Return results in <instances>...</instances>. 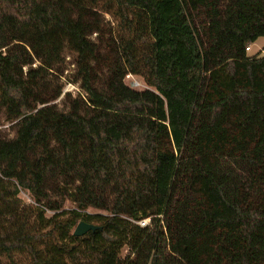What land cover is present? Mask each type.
Wrapping results in <instances>:
<instances>
[{
  "label": "trees",
  "instance_id": "trees-1",
  "mask_svg": "<svg viewBox=\"0 0 264 264\" xmlns=\"http://www.w3.org/2000/svg\"><path fill=\"white\" fill-rule=\"evenodd\" d=\"M112 1L103 58L82 0H0V264H264V0ZM66 51L86 97L59 110Z\"/></svg>",
  "mask_w": 264,
  "mask_h": 264
},
{
  "label": "rangeland",
  "instance_id": "rangeland-1",
  "mask_svg": "<svg viewBox=\"0 0 264 264\" xmlns=\"http://www.w3.org/2000/svg\"><path fill=\"white\" fill-rule=\"evenodd\" d=\"M88 9L93 10V17L96 19V23L98 26V30L91 33L88 37L96 46V50L100 53L103 58L108 57L111 54V49L117 48L119 37L120 36H132V33H129L127 28L125 27V22L121 18L118 13L117 6L114 4L112 0H82ZM95 11V12H94ZM129 17H132L131 15ZM135 20V18H134ZM264 47V36H260L255 42L249 45V48L246 50L247 55H264L263 51ZM75 54L70 51H66L64 63L62 65H58L60 68V72L55 69L50 70L51 73L55 75L51 77L50 84L52 87L56 85H61L62 90L59 97L54 100L57 108L59 110H67V101L66 95L70 93L71 97H86L85 92L81 88L79 82L73 81L74 74L76 72L75 66ZM33 66H38L39 62L35 61L32 64ZM57 66V67H58ZM101 70L98 71V76L100 78L98 82V87L102 88V81L107 77V69L104 65L101 66ZM24 71H26V67H24ZM56 71V72H55ZM124 82L131 87L136 89H144L149 88L147 84L144 82L143 78L139 75L128 73L124 77ZM0 135L4 138H12L15 135V128L11 126V123L4 121L1 119L0 124ZM52 198L55 199L56 195L54 193H50ZM20 198L23 202L27 203L29 198V193L26 191H22L19 194ZM107 196L109 200L113 198V192L111 188L107 190ZM74 204L71 202L69 198L65 200L64 208H73ZM87 212L89 213H108L106 210H99L92 207L87 208ZM127 253V248L124 247L121 251V256L123 257Z\"/></svg>",
  "mask_w": 264,
  "mask_h": 264
},
{
  "label": "built area",
  "instance_id": "built-area-1",
  "mask_svg": "<svg viewBox=\"0 0 264 264\" xmlns=\"http://www.w3.org/2000/svg\"><path fill=\"white\" fill-rule=\"evenodd\" d=\"M248 48H249V46L246 47L245 49L247 50ZM21 192H22V191H21ZM27 203H29V204H34L32 198H31L30 196H29V198H28ZM43 209L45 210V215H46L47 217H49V216H51V215L53 214V211H51V210H49V209H47V208H43ZM158 216H159L160 219L162 218L161 215H158ZM150 220H151L150 217H147V218H142V219H138V220H131V221H132L133 223H135V224L141 226V227H145V226H149V225H150ZM161 224H163L162 221H161Z\"/></svg>",
  "mask_w": 264,
  "mask_h": 264
},
{
  "label": "water",
  "instance_id": "water-1",
  "mask_svg": "<svg viewBox=\"0 0 264 264\" xmlns=\"http://www.w3.org/2000/svg\"><path fill=\"white\" fill-rule=\"evenodd\" d=\"M96 228H98V226L95 225V224H89V223H86V222H84V221H80V222L75 226L73 233H74V235L79 236V235L84 234V233L87 232L88 230H94V229H96Z\"/></svg>",
  "mask_w": 264,
  "mask_h": 264
}]
</instances>
